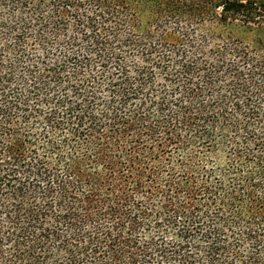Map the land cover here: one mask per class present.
<instances>
[{"label": "trees", "instance_id": "trees-1", "mask_svg": "<svg viewBox=\"0 0 264 264\" xmlns=\"http://www.w3.org/2000/svg\"><path fill=\"white\" fill-rule=\"evenodd\" d=\"M0 264H264V0H0Z\"/></svg>", "mask_w": 264, "mask_h": 264}, {"label": "rangeland", "instance_id": "rangeland-1", "mask_svg": "<svg viewBox=\"0 0 264 264\" xmlns=\"http://www.w3.org/2000/svg\"><path fill=\"white\" fill-rule=\"evenodd\" d=\"M236 34L240 36V33L238 31H236ZM247 41H250V40H247Z\"/></svg>", "mask_w": 264, "mask_h": 264}]
</instances>
